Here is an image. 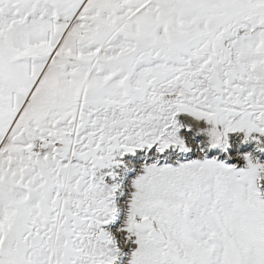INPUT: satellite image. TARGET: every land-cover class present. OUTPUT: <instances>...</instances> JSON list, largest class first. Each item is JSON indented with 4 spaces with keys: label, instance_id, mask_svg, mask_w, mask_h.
<instances>
[{
    "label": "snow or ice",
    "instance_id": "obj_1",
    "mask_svg": "<svg viewBox=\"0 0 264 264\" xmlns=\"http://www.w3.org/2000/svg\"><path fill=\"white\" fill-rule=\"evenodd\" d=\"M0 264H264V0H0Z\"/></svg>",
    "mask_w": 264,
    "mask_h": 264
}]
</instances>
